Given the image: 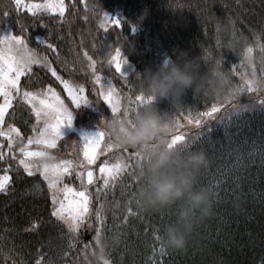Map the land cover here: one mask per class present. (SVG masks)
<instances>
[{
	"label": "trees",
	"instance_id": "16d2710c",
	"mask_svg": "<svg viewBox=\"0 0 264 264\" xmlns=\"http://www.w3.org/2000/svg\"><path fill=\"white\" fill-rule=\"evenodd\" d=\"M65 3L70 7L61 19L58 14L41 13L37 17L23 11L18 14L13 0H0V16L5 10L9 12L0 29L10 27L14 34H21L23 23L28 47L40 57L46 56L65 79L83 84L88 98L98 99L83 56L88 52L97 61L98 74L111 81L123 98L122 106L128 96L134 99L143 91L139 73L143 74L145 68L156 70L165 60H175L181 50L190 57L201 58L205 63L202 72L207 70L209 61L222 59L237 88L240 85L237 73L244 71L241 60L246 46H253L255 55L259 52L255 47L257 35L264 43V0H65ZM93 4L120 18L123 27L109 26L108 31L100 28L103 14H94ZM38 38L53 44L56 51L39 44ZM116 48L127 59L123 66L127 79L115 71L114 64L107 63ZM254 63L262 71L259 63ZM27 79L21 77L22 86ZM49 85L56 91L62 89L47 69L35 66L27 90L39 91ZM216 100L189 89L180 107H174L167 99L157 98L153 103L175 122L185 120L182 112L187 116L189 111H205ZM102 107L111 117L103 102ZM254 108L239 114H233L230 108L223 109L210 122L211 136H202L189 150H184L206 153L207 164L198 173L196 187L210 194L212 211L197 221L183 248H169L163 241L164 255L159 253L153 229H158L157 234L162 237L164 227L179 219L185 202L177 201L159 209L137 208L133 202L138 217L129 216L124 222L127 201L138 199L131 193L137 194L140 187V182L125 174L114 188L102 189L99 194L96 189L91 191L92 215L78 233L72 234L63 221L52 215L53 193L47 181L39 174L28 176L21 168L17 172L18 159L11 158L7 146L0 148L6 156L0 161V174L11 165L7 173L11 181L7 190L0 192V264H36L37 260L41 264H88L89 254L104 243V258L111 264H152L153 260L156 264L161 261L264 264V111ZM74 112L78 115L76 124L83 125L86 121L83 116L89 113L83 108H74ZM5 121V128L12 124L24 137L33 135L36 117L31 106L13 105ZM200 131H191L189 139ZM100 204L104 205V227L102 244L97 247L93 237L95 228L100 227L95 218V209ZM87 227L93 231L89 242L82 236Z\"/></svg>",
	"mask_w": 264,
	"mask_h": 264
},
{
	"label": "snow or ice",
	"instance_id": "6c2138e0",
	"mask_svg": "<svg viewBox=\"0 0 264 264\" xmlns=\"http://www.w3.org/2000/svg\"><path fill=\"white\" fill-rule=\"evenodd\" d=\"M83 2V0H81ZM14 9L19 14L21 11L30 14L32 17H37L41 13L58 14L61 19L65 18V12L70 5L65 3V0H43L42 3L33 2V0H13ZM71 7H75L72 4ZM87 7V5H86ZM92 10L94 14L102 13L103 18L100 20V28L108 31L109 26L116 29L123 27L120 18L113 17L103 11L98 4H93ZM9 12L5 10L0 16V23L3 22V17H8ZM20 23V21H17ZM21 34H14L9 28L0 29V137L7 140V151L12 159H18L17 172L22 167L23 171L28 176H33L39 173L45 181H47L48 189L53 193L52 215L58 220L63 221L70 233L76 234L85 220L92 215V195L89 192L90 186L97 185L96 192L99 194L102 189L109 190L116 186L117 181H122V178L127 177L133 179L137 183L140 182L136 175V164L142 162L143 154L138 150L129 148H121L115 143L112 138L105 133L104 130H97L95 133H84L80 138L82 143L83 159L73 161L70 159H57L52 155V149L57 148V142L64 137L61 129L73 123L74 111L69 108L61 95L51 85L47 89L39 91L27 90V85L31 83V74L33 65H41L51 73L62 86L64 92L70 98L71 104L75 109L82 105L94 103L99 105V98H102L103 103L111 111V117L127 119L128 123L132 124V115L136 109L146 104H152L154 97L146 96L143 91L136 95L135 98L128 96L127 103L122 106V97L116 91L111 81L102 78L97 72V61L93 59L88 52H84L83 56L87 63V68L90 70V76L94 85V91L98 97L97 101H91L86 94V89L83 84L75 83L69 79H65L58 74L57 69L52 66L48 58L40 57L34 49L28 47L23 32L26 31L25 25L20 23ZM119 35V33H118ZM264 35V34H262ZM38 43L45 45L53 52L56 51L51 43H47L45 39L38 38ZM255 47L259 51H264V43H261L260 35H257ZM254 52L253 46H246L244 51V62L247 66L253 68V76L255 75V66L251 63V57ZM245 57L248 58L246 62ZM207 58V57H206ZM107 63L109 66L114 64L115 71L121 77L127 79L128 75L123 71V66L127 64V59L122 58L120 48L115 49V55L110 54V59ZM168 64V60L164 61V66ZM244 66V65H242ZM241 76L242 83L237 86L236 91L232 96L247 91L248 93H259L262 91L256 84L253 77H249L247 73H237ZM21 77H28L25 85L21 84ZM99 86L96 88L95 86ZM19 97L25 104L31 106L32 112L36 117V124L32 126L33 135L28 136L26 143L19 128L12 124H8L5 129V117L8 110L13 107V101ZM259 107L264 111V99L259 100ZM226 104H230V100L221 102L216 100L210 107H206L205 111H197L193 113L189 111L187 116L183 112L181 116L188 124L200 129L193 138L189 139L188 135L181 132L180 129L184 125L176 120L170 128L166 129L168 138V147L177 150H189L202 136L210 137L212 132L211 121L217 119V114L221 109L225 108ZM135 105V107H133ZM236 108V105H232ZM42 124V127L40 126ZM103 144V147H102ZM18 145V147H14ZM36 147L33 148L32 146ZM0 147H3L0 144ZM16 151L19 152V157L16 156ZM112 153V156L108 154ZM101 157H105L102 161ZM6 159L5 153L0 152V161ZM112 160H115L113 163ZM100 161L98 164L97 162ZM93 165L98 168L99 177L93 170ZM11 170V165L4 169V175H0V192H5L11 181V177L7 174ZM65 177H70L79 181V190L64 183ZM102 180V186L99 181ZM39 189V185L35 186ZM59 193H63V198H59ZM136 193L132 192L131 196L136 197ZM135 202L137 208L140 207L138 199H130L127 201L124 222H127L129 216L138 217V211H134L132 204ZM95 218L100 227L95 228V236L93 237L97 247L102 244V228L104 227V205L100 204L95 209ZM158 229H153L154 241L159 243L160 255L165 254V246L163 239L158 235ZM71 247V245H69ZM88 245H85L87 248ZM156 249H153L155 254ZM106 254L102 257L103 264H111L105 259ZM36 264H41L40 260ZM152 264H156L153 260ZM163 264V261L160 262Z\"/></svg>",
	"mask_w": 264,
	"mask_h": 264
},
{
	"label": "clouds",
	"instance_id": "9594fccd",
	"mask_svg": "<svg viewBox=\"0 0 264 264\" xmlns=\"http://www.w3.org/2000/svg\"><path fill=\"white\" fill-rule=\"evenodd\" d=\"M246 62L248 58L245 57ZM258 62L264 73V51L252 55L251 63ZM200 57H190L179 51L175 60L156 70L145 68L139 73L143 93L154 99H167L174 107L183 104L185 93H204L219 101L228 100L236 91L232 73L225 69L222 59L209 61L202 72ZM205 64V63H203ZM256 84L264 90V74L253 76ZM174 121L167 112H162L154 103L135 110L132 124L127 119L103 118L102 128L121 148L138 150L143 154L142 162L136 164V175L140 180L137 193L140 206L144 209H159L177 201L186 204L179 219L164 227L162 239L172 249H181L198 220L212 211L210 194L197 189V176L207 164L203 150L182 151L170 149L166 129ZM105 254L102 248L92 251L88 264H100Z\"/></svg>",
	"mask_w": 264,
	"mask_h": 264
},
{
	"label": "rangeland",
	"instance_id": "374dc122",
	"mask_svg": "<svg viewBox=\"0 0 264 264\" xmlns=\"http://www.w3.org/2000/svg\"><path fill=\"white\" fill-rule=\"evenodd\" d=\"M114 17H116V16H114ZM241 61H242V65H244L243 66L244 71L242 73L246 72L247 75L249 77H251V73L253 72V68L251 66H247L244 62V59ZM253 64L255 66V63H253ZM35 66L42 67L41 65H33L32 68H34ZM255 73L257 76L264 74V73H262V71H258L256 66H255ZM239 78H240V84H241L242 83L241 76ZM57 92H59V94H60V92L63 93V95L60 94L61 98L65 101V104H67L69 106V108L74 111V105L71 104L70 98H68L67 93L64 92L63 86H62V89L60 88ZM260 99H264V90L260 91L259 93H255V92L254 93H248L247 91L240 92L234 96H231L228 99V100H230V104H226L225 108H230L232 110L233 114H239V113H243V112L254 111V110H256L254 107L260 108L259 103H258ZM89 100L97 101L98 99H90L89 98ZM100 100H99V105L94 104V103H90L89 105H82L80 107L89 113L88 115L83 116L84 117L83 121H85V119H86V121L84 122L83 125L82 124H76L77 122H75V116L77 118L78 115L74 112L72 125L71 126L65 125L61 129V132L64 135V137L61 138L57 142V148L56 149L50 150L52 155L57 157V159H70L73 161H78V160L83 159L82 151H81L83 142L80 140V138L83 136L84 133L91 134V133H95L97 130H103V128H102L103 118L109 117L105 108L102 107L103 100H101V101ZM0 102H2V98H0ZM221 102H224V101H221ZM13 105L22 106V105H27V104H25L23 101L20 100L19 97H17L13 101ZM232 105H236L237 107L233 108ZM106 107H107V105H106ZM225 108H223V109H225ZM223 109H221V111ZM109 111H110V109H109ZM220 112L217 114V116L220 114ZM76 120H78V119H76ZM179 123L184 125V127L181 128L180 131L186 133L188 135V137H189L191 131L198 129V128L194 127L193 125L188 124L186 120H180ZM40 126L42 127V124ZM24 140L26 143L27 138L24 137ZM0 144L3 145V147H0V148H4V146H7V140L4 137H0ZM14 147H18V145H14ZM32 147L35 148L36 146L33 145ZM102 147H103V144H102ZM108 155L112 156V153H109ZM16 156L19 157L18 151H16ZM104 158L105 157H101L100 160L102 161ZM112 162L114 163L115 160H112ZM97 163L99 164L100 161H98ZM92 167H93L95 175L97 177H99L98 168L95 165H93ZM21 169H22V167H21ZM36 174H39V173L37 172L34 175H36ZM0 175H4V174H0ZM64 183H68V184H70V186L75 187L79 190V181L78 180H75V179L70 178V177H65ZM102 184H103V182H102V180H100L99 185L102 186ZM96 187H97V185L90 186L89 192L91 193V191L96 189ZM58 195H59V198H63V193H59ZM86 222H87V219L85 220V223ZM82 228L83 227H81V229ZM87 231H89L91 233V236H90V240H91V238L93 236V231L88 227L84 230V233H86ZM82 236H84V234Z\"/></svg>",
	"mask_w": 264,
	"mask_h": 264
},
{
	"label": "water",
	"instance_id": "95a60500",
	"mask_svg": "<svg viewBox=\"0 0 264 264\" xmlns=\"http://www.w3.org/2000/svg\"><path fill=\"white\" fill-rule=\"evenodd\" d=\"M90 236H91V233L89 232V231H87L86 233H85V241H89L90 240Z\"/></svg>",
	"mask_w": 264,
	"mask_h": 264
}]
</instances>
